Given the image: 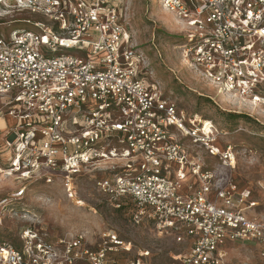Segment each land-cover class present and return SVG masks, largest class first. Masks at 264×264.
<instances>
[{"label":"built area","instance_id":"obj_1","mask_svg":"<svg viewBox=\"0 0 264 264\" xmlns=\"http://www.w3.org/2000/svg\"><path fill=\"white\" fill-rule=\"evenodd\" d=\"M22 1L47 22L0 34V100L20 120L4 139L12 156L0 173L46 184L61 176L76 198L82 169L118 160L97 190L116 209L129 207L135 225L153 224L160 235L187 242L171 264H232L227 247L237 243L255 245L264 260V220L249 217L239 186L199 156L205 151L228 168L235 151L217 145L211 121L190 116L145 81L136 47L123 45L130 36L113 0ZM161 2L182 29L185 65L238 107H264V0ZM26 192L23 186L1 200L0 215ZM117 236L103 233L93 249L83 234L53 243L29 227L19 245L0 236V264H111L109 254L130 250Z\"/></svg>","mask_w":264,"mask_h":264},{"label":"rangeland","instance_id":"obj_2","mask_svg":"<svg viewBox=\"0 0 264 264\" xmlns=\"http://www.w3.org/2000/svg\"><path fill=\"white\" fill-rule=\"evenodd\" d=\"M113 2L130 36L123 40V45L133 43L136 47L142 58L145 81L160 87L163 94L171 97L190 116L213 123L217 130V145L222 149L231 146L236 153L235 163L226 168L205 151H200L199 156L219 179L233 180L239 186L247 199L243 207L249 217L264 220V107L260 106L258 110L238 107L185 65L182 56L185 37L174 16L163 8L161 0ZM38 22L46 23L47 18L31 11L22 0H0V34L4 37L8 38L14 30L37 31L35 24ZM62 54L87 56L85 52L74 50L57 53ZM263 94L264 88L260 92L261 96ZM5 104L0 100V119L5 121L4 125L0 122L2 170L8 168L12 156L4 139L20 124V120L8 115L10 109ZM209 127L207 123L206 129ZM178 142L188 144L191 152H198L190 140L178 138ZM117 162L110 160L82 169L74 180L76 198L68 195L61 176L46 184L43 180H23L17 175L0 173V201L11 198L23 186L27 187L25 198L7 207L0 215V236L19 245L21 233L29 227L53 243L83 234L86 244L97 249L103 233H115L130 250L123 248L115 255L109 254L107 258L111 264H130L144 251L150 252L149 257L143 259L144 264H171L179 260L188 249L187 242L160 235L153 224L135 225L129 207L116 209L97 190V180L110 175L107 170L117 166ZM247 258L255 264H264L254 252L246 250L238 261Z\"/></svg>","mask_w":264,"mask_h":264},{"label":"crops","instance_id":"obj_3","mask_svg":"<svg viewBox=\"0 0 264 264\" xmlns=\"http://www.w3.org/2000/svg\"><path fill=\"white\" fill-rule=\"evenodd\" d=\"M0 122L3 125L5 124L4 119H0ZM244 248H249V249H251L253 251L247 250V249H244ZM244 250H246V251H248L250 253L254 252L258 257H260V249L257 248L253 244H245V245L241 244V243L230 244L227 247V251H228L229 260L232 262V264H240L238 260H239V257H242V254L244 255Z\"/></svg>","mask_w":264,"mask_h":264},{"label":"bare ground","instance_id":"obj_4","mask_svg":"<svg viewBox=\"0 0 264 264\" xmlns=\"http://www.w3.org/2000/svg\"><path fill=\"white\" fill-rule=\"evenodd\" d=\"M208 125H210L209 123H208ZM210 129L208 128V129H206V131H209Z\"/></svg>","mask_w":264,"mask_h":264},{"label":"trees","instance_id":"obj_5","mask_svg":"<svg viewBox=\"0 0 264 264\" xmlns=\"http://www.w3.org/2000/svg\"><path fill=\"white\" fill-rule=\"evenodd\" d=\"M239 117H244V116H239Z\"/></svg>","mask_w":264,"mask_h":264}]
</instances>
